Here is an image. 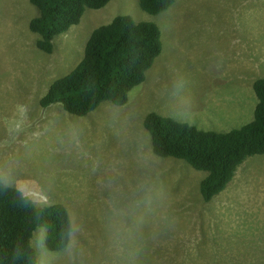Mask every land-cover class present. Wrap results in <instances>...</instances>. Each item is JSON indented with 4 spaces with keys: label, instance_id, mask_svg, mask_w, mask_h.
Here are the masks:
<instances>
[{
    "label": "rangeland",
    "instance_id": "1",
    "mask_svg": "<svg viewBox=\"0 0 264 264\" xmlns=\"http://www.w3.org/2000/svg\"><path fill=\"white\" fill-rule=\"evenodd\" d=\"M30 0H0V176L39 206L64 204L74 231L51 251L38 226L39 264H264V153L249 156L211 201L207 171L152 150L150 112L204 130L254 119L264 77V0H175L150 14L139 0L86 9L79 23L37 46ZM118 15L151 21L162 51L124 105L84 116L46 108L50 85L83 58L92 31Z\"/></svg>",
    "mask_w": 264,
    "mask_h": 264
},
{
    "label": "trees",
    "instance_id": "2",
    "mask_svg": "<svg viewBox=\"0 0 264 264\" xmlns=\"http://www.w3.org/2000/svg\"><path fill=\"white\" fill-rule=\"evenodd\" d=\"M30 1L39 11L30 20V30L38 35L39 49L50 53L55 37L79 23L86 9L102 8L111 0ZM174 1L139 0L150 14L167 10ZM161 51V30L156 23L118 15L92 31L83 58L50 85L41 105L46 108L61 103L78 116L96 110L103 101L124 105ZM253 88L258 99L254 119L238 128L204 130L156 112L144 119L154 154L183 159L207 171L200 183L204 201L225 190L249 156L264 153V77L258 78ZM38 226L47 229L49 250L59 251L69 245L74 224L68 208L61 203L39 206L0 176V264H39L31 242Z\"/></svg>",
    "mask_w": 264,
    "mask_h": 264
}]
</instances>
